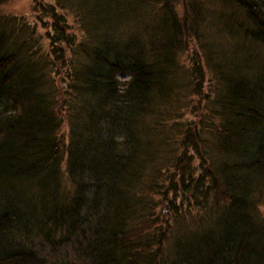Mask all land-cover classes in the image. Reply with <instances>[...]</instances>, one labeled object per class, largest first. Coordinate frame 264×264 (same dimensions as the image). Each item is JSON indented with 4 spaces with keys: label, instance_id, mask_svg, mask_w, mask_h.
Listing matches in <instances>:
<instances>
[{
    "label": "trees",
    "instance_id": "16d2710c",
    "mask_svg": "<svg viewBox=\"0 0 264 264\" xmlns=\"http://www.w3.org/2000/svg\"><path fill=\"white\" fill-rule=\"evenodd\" d=\"M31 1L0 13V264H264V0Z\"/></svg>",
    "mask_w": 264,
    "mask_h": 264
},
{
    "label": "rangeland",
    "instance_id": "374dc122",
    "mask_svg": "<svg viewBox=\"0 0 264 264\" xmlns=\"http://www.w3.org/2000/svg\"><path fill=\"white\" fill-rule=\"evenodd\" d=\"M31 2V0H5V2L0 3V13L28 16ZM188 54L190 55V53ZM189 55H187L186 58H188Z\"/></svg>",
    "mask_w": 264,
    "mask_h": 264
}]
</instances>
